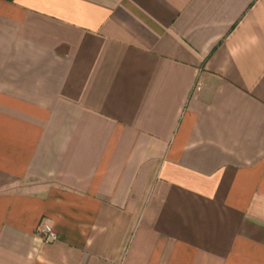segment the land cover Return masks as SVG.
Segmentation results:
<instances>
[{
  "label": "crops",
  "instance_id": "crops-1",
  "mask_svg": "<svg viewBox=\"0 0 264 264\" xmlns=\"http://www.w3.org/2000/svg\"><path fill=\"white\" fill-rule=\"evenodd\" d=\"M0 264H264V0H0Z\"/></svg>",
  "mask_w": 264,
  "mask_h": 264
},
{
  "label": "built area",
  "instance_id": "built-area-1",
  "mask_svg": "<svg viewBox=\"0 0 264 264\" xmlns=\"http://www.w3.org/2000/svg\"><path fill=\"white\" fill-rule=\"evenodd\" d=\"M40 239L45 242H53L58 239V234L55 232V230L52 228L51 225L43 223L36 231Z\"/></svg>",
  "mask_w": 264,
  "mask_h": 264
},
{
  "label": "trees",
  "instance_id": "trees-1",
  "mask_svg": "<svg viewBox=\"0 0 264 264\" xmlns=\"http://www.w3.org/2000/svg\"><path fill=\"white\" fill-rule=\"evenodd\" d=\"M7 1H12V0H7Z\"/></svg>",
  "mask_w": 264,
  "mask_h": 264
}]
</instances>
